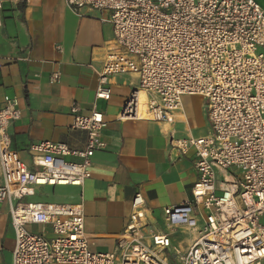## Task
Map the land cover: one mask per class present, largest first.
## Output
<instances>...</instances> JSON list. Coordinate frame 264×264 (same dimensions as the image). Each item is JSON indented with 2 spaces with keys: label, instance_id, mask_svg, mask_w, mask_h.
I'll return each instance as SVG.
<instances>
[{
  "label": "built area",
  "instance_id": "obj_1",
  "mask_svg": "<svg viewBox=\"0 0 264 264\" xmlns=\"http://www.w3.org/2000/svg\"><path fill=\"white\" fill-rule=\"evenodd\" d=\"M0 0L1 12L7 3ZM70 11L107 12L115 47L98 74L97 100L109 101V81L134 74L139 84L121 121L164 125L182 114L184 96L206 100V136L170 138L181 156L195 151L198 181L192 202L163 210L166 232L147 220L136 193L114 252H94L85 233L83 203L26 202L35 188H83L93 158L106 149L104 114L80 113L73 128L87 134L83 149L43 141L29 152L31 170L12 148L10 127L21 119L16 99L0 110V205L8 203L15 232L13 264H264V8L255 0H65ZM58 49H60L58 47ZM60 73L51 76L58 83ZM78 161H70L68 158ZM218 174L220 179H218ZM83 200V198H82ZM30 226L44 231L33 233ZM48 229V231H47ZM178 232L192 235L182 248Z\"/></svg>",
  "mask_w": 264,
  "mask_h": 264
},
{
  "label": "crops",
  "instance_id": "obj_2",
  "mask_svg": "<svg viewBox=\"0 0 264 264\" xmlns=\"http://www.w3.org/2000/svg\"><path fill=\"white\" fill-rule=\"evenodd\" d=\"M255 1L264 8V0ZM80 14L70 11L65 0H23L4 5L0 27V110L5 97L17 100L21 119L10 127L12 148L31 170L36 169L29 152L33 144L50 141L73 149L85 148L87 134L73 128L74 104L83 115L93 110L104 114L106 149L95 154L92 177L83 188H35L34 196L25 201L68 205L82 202L91 249L114 252L129 221L136 193L144 195L148 223L159 232L167 231L163 214L166 207L193 201L192 190L199 178L195 151L181 156L172 148L170 138L206 136L210 124L206 100L200 96H184L185 118L182 120L181 113H177L170 125L148 120L121 121L122 108L137 88L139 78L134 74L116 75L109 81L110 100L96 99L98 74L108 51L115 47L113 26L105 21L109 18L107 12L83 9ZM57 72L60 80L51 84V76ZM186 97L196 100V125L186 107ZM68 160L78 161L71 157ZM261 223L264 224V215ZM29 230L41 233L44 228L30 226ZM191 241L190 234L178 232L173 236V243L182 248ZM14 248L10 208L3 203L0 264H13Z\"/></svg>",
  "mask_w": 264,
  "mask_h": 264
},
{
  "label": "rangeland",
  "instance_id": "obj_3",
  "mask_svg": "<svg viewBox=\"0 0 264 264\" xmlns=\"http://www.w3.org/2000/svg\"><path fill=\"white\" fill-rule=\"evenodd\" d=\"M2 18V17H1ZM195 99L192 97H186L185 98V103H186V107L188 108L189 113L192 116V120H193V125H196V121H195V117L194 115V110H195ZM186 240V237H183ZM188 241V240H186Z\"/></svg>",
  "mask_w": 264,
  "mask_h": 264
}]
</instances>
